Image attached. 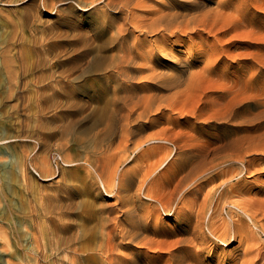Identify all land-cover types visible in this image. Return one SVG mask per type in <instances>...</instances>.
<instances>
[{
	"label": "rangeland",
	"instance_id": "obj_1",
	"mask_svg": "<svg viewBox=\"0 0 264 264\" xmlns=\"http://www.w3.org/2000/svg\"><path fill=\"white\" fill-rule=\"evenodd\" d=\"M166 1L134 0L133 22L149 20V12L158 10ZM172 1L176 4L174 12L181 15V20H199L206 11L209 16L205 24L197 28L198 31L169 29L170 31H153L154 33L149 31L146 34L135 32V36L141 41L140 54L143 55L139 54L136 60L138 62L132 66L136 72L134 79L128 83L131 86V94L128 95L135 99H144L138 104L128 105L127 109H131L135 115L145 109L150 117L160 115L161 118L155 122L152 129H148L145 137L160 134L165 138V142H150L143 146L142 153L157 151L150 159H146L144 155L135 158L134 148L130 144L129 152L133 158L122 167L124 166V170L130 167L128 170L132 172L140 165L141 176L147 168L152 171L158 167L165 154L170 155L167 165L155 174L152 173L151 180L148 179L142 189H137L139 176H134L136 183L130 185L129 182L123 181L124 184L115 197L105 196L100 184L94 180L86 189L90 192H87V197L74 192L78 185L75 178L83 172L74 171V166H66L60 160L58 145L61 140L58 136L48 142V149L44 150L45 146L42 145L39 150L40 154L44 150L43 155L50 160L54 173L46 177L48 179H43L35 173L33 167L32 156L35 157V150L38 151L39 147L36 145L33 128L37 98L31 94L36 87L47 89L43 97L55 98V103L45 106L44 110V117L48 116L55 125H58V121L65 120L66 115L72 114V119L78 122L77 126L84 127L83 114L88 112L91 100L80 87L90 80L98 81L96 86H100L103 98H107L109 111H114L122 104L119 98V82L111 77L110 65L116 55L112 45L107 43L97 54L99 59L101 57L104 60L102 69L96 71L92 68L95 53L91 52L106 39L105 35L99 39L95 31L99 6L88 3L89 7L86 6L87 11H84L74 0H66L57 2L55 15L42 11L44 26L53 28L44 48L47 64L44 67L32 68L37 64L36 55L29 38L30 33L27 32L21 43L27 71L18 74L19 83L28 91L26 95L9 97L5 94L9 83L6 72L0 70V264H67V254L64 252L65 237L68 235V229L76 232L79 228V216L84 213L83 204L80 205L82 200L87 204L92 201V212L97 218L90 223L91 226L108 215L116 218L111 224L113 227L117 226L120 234L113 240L117 246L114 251L116 264H177L174 258L183 254L199 257L202 264H247L254 258H257L254 259V264L255 261L257 264H264V0H196L197 3L194 0ZM70 6V9L65 10ZM0 7L7 12L3 6ZM15 8L22 11L21 6ZM1 23L0 48L5 46L4 37L8 33L5 21L1 20ZM113 31L106 29L102 33L110 35ZM164 36L167 40L159 47L147 44ZM133 39L131 37L130 41ZM72 98L76 99L77 106H71L67 111L63 105L70 107L66 102L71 104ZM176 117L174 122L173 118ZM22 123L26 127H23ZM75 150L67 152L74 154L77 151ZM54 160L58 162L57 166ZM23 163L28 168L26 178L22 177V171L18 172ZM145 163L147 165L144 166ZM185 164L191 165L186 171L178 174V178L170 185L168 180L173 171L176 172ZM177 181L178 193L174 195L173 205L182 192L186 199L198 188L203 189V194L209 188L208 191L218 189L220 191L215 207L218 203L220 206L218 209L216 207V212L212 214V217L218 215L215 217L218 224L223 222L225 217L226 209H220L223 202L233 201L232 203L237 202L236 204L245 208L248 206L246 209L256 216L255 222L261 231L251 228L252 226L244 220L243 228L236 233L235 239L228 246L219 244L217 249L212 250L209 243L208 247L205 246L199 251V244L188 238L189 236H184L180 244L170 250L168 245L175 243L176 238L170 235L154 236L152 233L172 231L176 224L175 217L163 214L154 202L156 212L149 218L142 203L147 204L145 195L148 191L159 190L162 193V189H165L168 192L174 188ZM227 185L229 186L226 187ZM203 196L199 198L198 203L202 202ZM111 206L114 207L113 211L109 208ZM232 215L237 217L235 212H232ZM221 219L222 221H219ZM193 225L195 228V223ZM201 227L204 230V224H201ZM136 229L138 236L130 240V235ZM39 234L44 238V247H47L44 249V256H36V260L35 254L28 250L21 253L19 249L22 250L21 244L28 247L33 237ZM253 240H256V245L252 243ZM56 241L60 243L59 247L54 244ZM98 241H103L100 234ZM252 244L259 247L249 248ZM24 252L28 253L24 255ZM191 263L195 264L194 260L181 264Z\"/></svg>",
	"mask_w": 264,
	"mask_h": 264
},
{
	"label": "bare ground",
	"instance_id": "obj_2",
	"mask_svg": "<svg viewBox=\"0 0 264 264\" xmlns=\"http://www.w3.org/2000/svg\"><path fill=\"white\" fill-rule=\"evenodd\" d=\"M58 1L61 2V1H66V0H0V6H3L5 9H7V12H4L2 7H0V25H2L1 20L5 21L4 25H5L6 29H8V33L4 37L5 38L4 42L6 44L4 47L0 48V70L2 69L6 72L7 82L9 84H8V87H7L5 94H7L9 97L18 96V95L23 96V95H26L28 93V91H26L24 89V85H21L19 83L20 77L18 76V74H24L27 71L26 70L27 68L25 67L22 48H21L22 47V45H21L22 40L24 39V35L27 32L30 33L29 38L32 41V44H33V47L35 50V55H36L35 60H36L37 64L33 65L32 68H36V67L38 68L39 66L40 67L46 66L47 60L44 57V55L46 54V50H44V48L47 45V38L52 33L53 28H52V26H46V27L44 26V22H42V19H41V14H42V11H45V12H48V14H50V15H55L57 12L56 4ZM74 1H75V4L81 10H84V11L87 9V7H89V6H87L88 3L92 4L95 7L99 6L98 21H97V25H96L97 29L95 30V31H97V33L96 32L95 33L99 39H101L104 35L106 36V39L105 40L103 39L101 41L102 45L98 46V48H95V50H92V52H91V53H95V54H93L94 57H93V62H92V68L96 71H99L102 69V67L104 66V60H102L101 57L99 59L97 57V54H98V52H100V50H103V48L105 47V45L107 43L112 45L113 49L116 52V55L113 57V59L111 61V65H110V69L112 72L111 77L113 78V80H116L117 82H119V86H118L119 98L121 99L122 104L119 107H117L114 111H109V102H108L107 98L106 99L103 98V96H102L103 91L101 92V90L99 89L100 86H96L98 81L90 80L80 87V90L82 92L86 93L88 95V98L91 100V102L89 104L88 112L83 114L85 116L84 121H83V122H85L84 127L77 126L78 122H76L72 119V117H73L72 114L66 115L65 120L58 121V125H55L53 123L52 119H50L48 116L44 117L45 106L51 105L52 103H55V98L53 96L43 97L42 95L47 91V89L42 88V87H36V89L34 91H32L33 93H31V94L36 95V98H37L36 111H35L34 118H33V122H34L33 128H34V135H35L34 137H35L36 145H38L39 147H38V151L35 150V152H36L35 157L32 156L33 157L32 161H34L33 167L35 169V173L39 177H42L43 179H48L46 177H49L51 174L54 173V171L52 169L53 166H52L50 160L43 154H44V150L48 149V147H47L48 142H50L53 137L58 136L59 140H61L60 144L58 145L59 146L58 157L60 158V160H62V162H64V164L66 166H74L75 167L74 171L83 172L82 175H79L78 177L75 178L78 185L74 189V192L80 194L81 196L82 195L86 196L87 192H89L86 189H87V187H90V185L93 184L92 181L94 180L96 183L100 184V188H102L105 196L115 197V195H117L119 189L122 188V185L124 184L123 181H127V182H129L130 185H133L134 183H136L134 180V176L138 177L141 174L140 167H142V166H140V165H137V167L134 168L132 172L128 170L130 168L129 165H128L129 168L127 170H124L125 164L129 163L133 158V157H131L128 146H130V144L133 146L132 148H134L133 149L134 154H136L135 158L141 157L144 155V157H146V159H150L152 156L156 155L157 151L153 149L154 151L152 153H151V151H148L147 153L146 152L142 153L143 146L150 143V142L151 143L152 142H156V143L157 142H159V143L165 142V138L162 137L160 134H152L150 136L145 137V134L147 133L148 129H152L155 122L161 118L160 115H159V117L154 116V115H153V117H150L146 113L147 112L146 109L135 115L131 109L130 110L127 109L129 107L128 105L138 104L139 102L143 101V99H144V97L135 99V97L128 95V94H131V90H130L131 86L128 85V83H130V81L134 79V77H135L134 72H136V70L133 69L132 66L135 65L136 62H138L136 60L138 59V56L141 52V49H140L141 41L138 39L139 38L138 36H135V32L139 31L142 34H146L149 31L150 32H153V31L159 32L162 30H169V29L176 30V31H183V32L188 31L189 29L191 31H198L197 28H199V26H203L205 24V21L207 20L209 13H207V11H206L203 14L202 18L199 20L198 19L181 20V15L174 12V10L176 9V4L172 0H167L164 4H162L160 6V8L158 10L149 12V15H151L149 20H141V21L133 22L134 16H135V12H134L135 8L132 7L134 4V0H74ZM194 2L197 3L196 0H194ZM64 3H66V2H64ZM17 6H21L22 11H20L19 9H16L15 7H17ZM70 8H71V6L67 7L65 10L70 9ZM106 29H111V30L113 29L114 33H112L110 35L103 34L102 32H104ZM2 30H3V28H2ZM55 32H57V31H55ZM59 33H61V32H59ZM171 33H173V31ZM131 37L134 39L130 41ZM166 40H167V38H166V36H164V37H160L158 40L151 41L147 44L151 47H159L160 45L165 44ZM83 46H84V44H83ZM85 47H87V46H85ZM65 48H67V47H65ZM72 48H73V46H72ZM74 49L72 51H74ZM39 50H41V51H39ZM43 50H44V52H43ZM115 52H113V53H115ZM113 53H111V54H113ZM211 57H213V56H211ZM207 66H208V64H207ZM205 70H207V69H205ZM201 73H198V74H201ZM193 75L194 74H192V76ZM73 80H75V79H73ZM131 85H132V83H131ZM186 88H187V86H186ZM187 90H189V89H187ZM192 90H194V89L192 88ZM194 91H196V90H194ZM29 92H31V91H29ZM105 93H107V92H105ZM117 95H118V92H117ZM71 100H73L71 104H70V102H66V104H68L70 107L63 105L66 107L64 109L67 111L69 108H71V106H77L76 105V99L72 98ZM180 103H182V102H180ZM171 105H173V104H171ZM110 110H111V108H110ZM159 111L160 110H158V112ZM171 117H173V116H171ZM174 119H177V117L173 118V121H174ZM168 121H172V120H168ZM26 123H28V122H26ZM22 125H23V127H26L23 123H22ZM99 127H101V128H99ZM174 136H175V134H174ZM191 138L192 137H190V139ZM42 145L45 146V149L40 154L39 150L42 148ZM149 147H150V145L147 148H149ZM36 148H37V146L35 147V149ZM169 148H170V146H169ZM72 149L73 150L76 149L77 151L75 150L76 152L74 154L67 152L68 150L70 151ZM150 149H152V148H150ZM167 149H168V146H167ZM168 151L170 152V150H168ZM210 152H211V150H210ZM223 152H224V150H223ZM169 156H170L169 153L167 154V156L165 154V158L162 161H160V163L158 162L159 165L155 169L153 168L154 169V170H152L153 172L151 171V169L147 168L148 169L147 170L145 168L146 171L141 176H139V178H138L139 179L138 188H137L138 190L142 189L143 185H145L146 182L148 181V179H150L152 177V173L155 174L158 170H160L161 168H163L164 166L167 165V160H168ZM161 158H162V156H161ZM16 164H19V163L17 162ZM24 164L25 163H23L22 166L20 165L21 168H18V170L19 169H21V170H19L18 172L22 171V175H23L22 177L26 178L28 168H26V166H24ZM55 165L56 166L58 165L57 161H55ZM122 165H124V166L122 167ZM145 165H147V164L145 163L144 166ZM190 165L191 164H188V165L185 164V165L179 167V170H176V172L173 171L172 176H170V178L168 180L170 185H171V183L173 184V182L178 178L177 175L180 174L181 172L186 171V169ZM55 168H57V167H55ZM143 169H144V167H143ZM219 170L220 169H218V171ZM71 171H73V169ZM231 171H233V170H231ZM131 173H134V175L132 176ZM199 173H200V171H199ZM232 174H234V172ZM223 178H225V177H223ZM156 181H158L157 178H156ZM221 183H222V181H221ZM223 184H225V183H223ZM73 185H74V183H73ZM148 185H150V183ZM178 185L179 184L177 181V183L174 184V188L170 189L168 192H166L165 189L164 190L162 189V193L159 192V190H152L151 191L149 189L150 191H148V193L145 192V193H147L145 195V197L147 198L148 202L146 205H145V202L142 203L143 208L144 209L146 208L147 215L149 218L152 216V213L156 212L155 207L153 206L154 202L157 203L160 210L163 211V214H165L166 216H169V217L170 216L175 217L176 224H175V227L172 231H163V232L158 231V232L152 233L154 236L170 235L171 237L176 238L175 243L168 245L170 250H171V248H172V250L175 249L177 247V245L180 244V242L184 236H189L188 238L197 242L199 244V247H198L199 251H201L203 248H205V246H207V244H209V243H211L210 248L212 250L217 249L219 244H221V245L223 244L224 246H228L231 243V241L235 239L236 233L239 232L243 228V226H244L243 221L244 220L252 226L251 228H253L257 231H261V228L258 227L256 222H255L256 216L254 217L252 215L251 211L249 209H246L248 206L245 208L244 206H240V204H236L237 202L232 203L233 201L232 202H226V201L223 202L220 209L221 210L226 209V211L224 212L225 217H223L224 221L221 222L220 224H218V222L215 219V217L216 216L218 217V215L212 217V214H214V212H216V207L218 209L220 206V203H218V206L215 207V205H217V202H218V200H217L218 195L217 194L220 191L218 189L208 191L210 189L208 187L209 188L207 190L208 192L206 191V193L203 194V189L198 188L196 191H194L193 193L190 194V197H188L186 199H184V193L182 192V193H180L178 198L176 197L177 201H176L175 205H173L172 202H173L174 195L178 193ZM135 186H136V184H135ZM158 186H160V185L158 184ZM228 186L229 185H227L226 187H228ZM155 188H157V187H155ZM188 189H191V188H188ZM89 194H90V192H89ZM202 195H204L202 202L198 203L199 198ZM137 196L138 195L136 194V197ZM248 199H249V197H248ZM246 200H247V198H246ZM258 200H260V199H258ZM40 203H42V202H40ZM82 204L84 207L83 208L84 213L79 216L80 217V223L78 225V227H79L78 230L75 232L73 230L68 229L67 230L68 235H67V237H65L64 252L67 254V259H66L67 264H116L115 258H114V251L117 248V246L113 240L116 237H118L120 234L117 230V226L113 227L111 225L113 220L116 218L110 217L109 215L106 216L104 219L101 217L102 220H97V222L93 226H91L90 223L97 218L96 214L92 212V209H93L92 201H88V204H87L84 200H82L80 202V205H82ZM51 206H53V205H51ZM214 207H215V209H214ZM109 208H111L112 211L114 210L113 206H111ZM234 209L236 211H234ZM253 209H255V208H253ZM232 212L233 213L235 212V215L237 217H233L234 215H232ZM143 213H144V211H143ZM256 213H259V212H256ZM242 216L244 217V219ZM148 217H146V218H148ZM33 220H35V219H33ZM99 221H100V223H99ZM219 221H222V219ZM194 223H195V228L193 225ZM201 224H204V226H205L204 230L202 229ZM36 226H37V224H36ZM247 233H248V231H247ZM99 234H100V239L103 240L101 242L98 241V235ZM137 236H138V231L136 229L135 232L132 233V235H130L129 239L132 240V239L136 238ZM122 238H124V236ZM249 239H251V238H249ZM262 241H264V240H262ZM254 242H256V240L252 241V243H254ZM43 243H44V238L42 237L41 234H39L38 236L33 237V240H32V242H30L28 247H25L24 245L21 244L22 250L21 249H19V250L21 251V253H23L24 250H28V252L35 254L34 258L36 259V256H39L42 254L44 256V249L47 246L45 245V247H44ZM54 244L58 245V247L60 246V243L58 241H56ZM152 246H154V245H152ZM253 247L256 248L257 246L256 247L254 245L252 247L249 246V248H253ZM158 248L163 249L161 247H158ZM165 248H167V247H165ZM246 251H248V250H246ZM249 251H250V249H249ZM256 251H257V249H256ZM28 252H26V253L24 252V255H26ZM261 253H262V251H261ZM242 256H243V253H242ZM252 256L254 257V255H252ZM260 256H261V254H260ZM245 259H247V256ZM254 259L252 262L247 263V264H254ZM193 260H194L195 264H202L199 257H197V256L190 257L186 254L185 255L183 254L182 256H180L178 258H176V257L174 258V262H176L177 264L178 263L181 264L183 262H190ZM260 260H262V258ZM7 262L9 263L8 260H7ZM257 263L258 262L255 261V264H257Z\"/></svg>",
	"mask_w": 264,
	"mask_h": 264
}]
</instances>
